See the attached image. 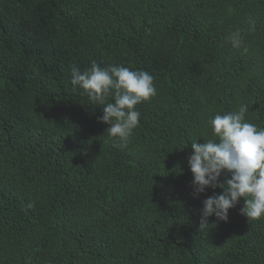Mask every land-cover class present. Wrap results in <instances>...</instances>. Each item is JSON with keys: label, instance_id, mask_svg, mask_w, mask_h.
Wrapping results in <instances>:
<instances>
[{"label": "trees", "instance_id": "1", "mask_svg": "<svg viewBox=\"0 0 264 264\" xmlns=\"http://www.w3.org/2000/svg\"><path fill=\"white\" fill-rule=\"evenodd\" d=\"M93 61L154 78L125 147L70 83ZM240 105L264 129V0H0V264H264L243 198L200 229L188 165Z\"/></svg>", "mask_w": 264, "mask_h": 264}, {"label": "clouds", "instance_id": "2", "mask_svg": "<svg viewBox=\"0 0 264 264\" xmlns=\"http://www.w3.org/2000/svg\"><path fill=\"white\" fill-rule=\"evenodd\" d=\"M251 26L254 28V23ZM228 40L234 49L243 47L239 31L231 33ZM244 51L248 49L245 47ZM153 80L144 70L119 65L103 68L93 61L84 71L73 67L70 83L73 89H82L93 104L103 106L99 122L109 125L106 129L109 138L125 147L139 126L140 113L136 106L156 95ZM110 96L114 102H107ZM248 111L247 105H240L234 113L217 114L208 121L213 139L190 145L188 165L194 195L203 194L208 188L222 189L221 194L203 201L200 229L209 225L212 216L227 222L229 210L241 198L244 200L241 214L247 220L264 218V129L246 122ZM224 172L230 174V179L221 183ZM26 207L30 209L34 204L29 202Z\"/></svg>", "mask_w": 264, "mask_h": 264}]
</instances>
